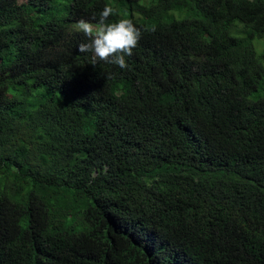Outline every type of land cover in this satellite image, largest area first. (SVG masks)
I'll use <instances>...</instances> for the list:
<instances>
[{"label": "trees", "instance_id": "trees-1", "mask_svg": "<svg viewBox=\"0 0 264 264\" xmlns=\"http://www.w3.org/2000/svg\"><path fill=\"white\" fill-rule=\"evenodd\" d=\"M256 40L264 0H0V264H264Z\"/></svg>", "mask_w": 264, "mask_h": 264}, {"label": "clouds", "instance_id": "clouds-1", "mask_svg": "<svg viewBox=\"0 0 264 264\" xmlns=\"http://www.w3.org/2000/svg\"><path fill=\"white\" fill-rule=\"evenodd\" d=\"M114 15H117L116 10L111 5H105L98 20L95 16V22L80 19L72 28L89 38L88 43L78 45V51L91 52L93 63L99 59L120 69H126V57L132 56V50L137 47L141 32L128 18L121 17L115 22H109V17Z\"/></svg>", "mask_w": 264, "mask_h": 264}, {"label": "rangeland", "instance_id": "rangeland-1", "mask_svg": "<svg viewBox=\"0 0 264 264\" xmlns=\"http://www.w3.org/2000/svg\"><path fill=\"white\" fill-rule=\"evenodd\" d=\"M254 45L258 54H262L264 52V43L262 40H256Z\"/></svg>", "mask_w": 264, "mask_h": 264}]
</instances>
